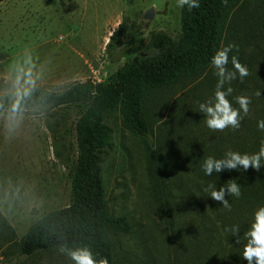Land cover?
Here are the masks:
<instances>
[{"label":"rangeland","instance_id":"374dc122","mask_svg":"<svg viewBox=\"0 0 264 264\" xmlns=\"http://www.w3.org/2000/svg\"><path fill=\"white\" fill-rule=\"evenodd\" d=\"M151 8L154 16L146 28L144 15ZM235 13L237 22L226 25L220 49L235 45L227 67L235 70V55L250 75L241 82L237 73L224 89L232 87L227 98L237 109L236 97H249L245 116L253 118L264 97V0H241L230 17ZM123 19L139 24V30L108 56L106 43ZM180 20L177 0H4L0 93L37 85L60 89L87 79L107 81L140 56L149 31L176 36ZM214 71L210 66L147 91L143 105L151 131L146 135L133 133L118 108L106 114L114 130V150L103 164L105 195L110 212L126 215L129 225L128 232H108L116 264L201 263L203 250L195 256L189 244L188 250L175 249L174 242L177 234L192 241L190 228L200 220L205 203L195 184L193 162L181 156L228 146L234 130L212 131L200 112V103H214ZM84 109L83 104L70 103L44 112L0 114V212L15 232L14 242L0 251V264H74L68 255L73 249L21 255L17 243L39 217L71 203L76 122Z\"/></svg>","mask_w":264,"mask_h":264},{"label":"trees","instance_id":"16d2710c","mask_svg":"<svg viewBox=\"0 0 264 264\" xmlns=\"http://www.w3.org/2000/svg\"><path fill=\"white\" fill-rule=\"evenodd\" d=\"M240 1L199 0L200 7L191 10L185 5L181 8V28L176 36L162 30L149 31L140 56L116 69L107 81L87 79L60 89L37 85L19 93H0V114L44 112L70 103L85 106L76 122L78 155L71 181L72 201L33 222L17 243L21 255L58 248L75 250L88 247L97 260L106 258L108 264H116L107 235L109 231L128 232L129 225L126 215L115 216L110 212L105 195L103 164L114 150V130L107 122L106 114L118 108L123 123L133 133H150L143 105L145 93L170 85L182 76H196L209 68L212 57L220 49L226 25L237 22V14L231 17L230 14ZM139 27L129 19L121 20L106 43L107 55H113L123 40L136 34ZM260 102L255 117L242 115L240 128L229 135L228 146L219 148L218 144L211 153L193 150L191 155L181 156L193 162L195 184L204 194L205 203L201 205L200 220L193 221L190 228L193 229L192 241L177 234L178 240L174 243L175 249L184 250H188L189 244L195 256L203 250L199 264H248L243 259L244 245L247 244L245 233L254 223L255 212L264 207V167L259 172L241 168L207 176L203 164L209 156L224 158L227 151L241 154L259 151L264 143V131L257 125L264 120V97ZM232 179L240 184L241 196H226L231 205L229 211L220 202L212 200L210 191L204 189L209 185L216 190L221 186L226 188ZM233 226H239L240 243H236V236L226 230ZM14 238L13 227L0 212V251L14 242ZM191 261L195 264L196 259Z\"/></svg>","mask_w":264,"mask_h":264},{"label":"clouds","instance_id":"9594fccd","mask_svg":"<svg viewBox=\"0 0 264 264\" xmlns=\"http://www.w3.org/2000/svg\"><path fill=\"white\" fill-rule=\"evenodd\" d=\"M185 5L188 9L199 8V0H177V6L183 8ZM235 45L229 44L216 51L211 59V66L214 68V74L218 77L216 89L214 93V103L209 101L207 103H200V112L206 117V124L212 131H224L226 128L239 129L243 116L249 112V105L251 99L246 96L236 97V102L239 104V109L234 108L227 98L233 92L232 87L224 89V85L231 84L233 80L237 79V73H239V79L243 82V79L250 75L248 68L239 62L237 56L231 57V64L234 67V71L228 69L229 53L233 50ZM257 95H260L258 92ZM258 128L264 131V120L258 122ZM264 167V143L261 144L258 152L253 154H241L235 151H227L224 158L216 159L209 156L203 164V171L207 176H211L214 172L221 173L224 170H240L247 171L252 168L259 172ZM204 191H210V197L212 200L220 202V204L231 210V205L226 199V196H234L239 198L241 196V186L235 179L229 180L227 187L221 186L219 190H216L212 185H209ZM227 231L232 232L233 236H236V243H240L239 239V226H233ZM247 238V244L244 245L243 259L248 264H264V207L259 208L255 212V220L251 225V229L245 233ZM71 260L74 264H108L106 258L97 260L92 251L88 247L77 248L68 252Z\"/></svg>","mask_w":264,"mask_h":264},{"label":"water","instance_id":"95a60500","mask_svg":"<svg viewBox=\"0 0 264 264\" xmlns=\"http://www.w3.org/2000/svg\"><path fill=\"white\" fill-rule=\"evenodd\" d=\"M154 14L152 13V8L151 9H148L146 12H145V15H144V18L147 20L146 24H145V27L148 28L149 27V24H150V20L153 18Z\"/></svg>","mask_w":264,"mask_h":264},{"label":"crops","instance_id":"0c3cea01","mask_svg":"<svg viewBox=\"0 0 264 264\" xmlns=\"http://www.w3.org/2000/svg\"><path fill=\"white\" fill-rule=\"evenodd\" d=\"M3 2V1H2ZM2 2H0V3H2Z\"/></svg>","mask_w":264,"mask_h":264}]
</instances>
